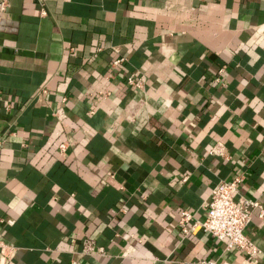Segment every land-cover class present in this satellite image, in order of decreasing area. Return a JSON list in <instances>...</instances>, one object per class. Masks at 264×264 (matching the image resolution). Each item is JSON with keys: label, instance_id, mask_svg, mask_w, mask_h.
<instances>
[{"label": "crops", "instance_id": "1", "mask_svg": "<svg viewBox=\"0 0 264 264\" xmlns=\"http://www.w3.org/2000/svg\"><path fill=\"white\" fill-rule=\"evenodd\" d=\"M0 139L7 264H244L178 220L236 176L264 207V0H8Z\"/></svg>", "mask_w": 264, "mask_h": 264}, {"label": "built area", "instance_id": "2", "mask_svg": "<svg viewBox=\"0 0 264 264\" xmlns=\"http://www.w3.org/2000/svg\"><path fill=\"white\" fill-rule=\"evenodd\" d=\"M42 1V0H40ZM8 0H0V20L1 14L6 9ZM122 60L116 59L114 63ZM129 81L132 80L129 78ZM133 83V82H132ZM56 117L60 120L65 118V113L61 107L55 110ZM65 143L59 145L60 151L65 149ZM1 147V139H0ZM241 177L236 176L230 181H220L211 190L209 199L205 205L207 208L206 215L203 219H197L193 213L183 209L180 212L178 223L181 233L184 236L189 235L196 227H201L205 232L210 233L215 238L226 241L227 248H236L245 253L244 264H255L258 255L261 253L251 239L244 233L246 225L251 221L254 208H259L258 216L264 219V207L257 201L239 198L235 199ZM13 248L7 244L0 243V264H7L13 256ZM84 252L89 254L104 253L103 247H96L92 240L84 243ZM208 264H234L224 261H208ZM71 264H81L73 260Z\"/></svg>", "mask_w": 264, "mask_h": 264}]
</instances>
